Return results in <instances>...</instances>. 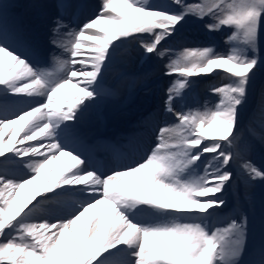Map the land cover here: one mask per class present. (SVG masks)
<instances>
[{
  "label": "snow or ice",
  "instance_id": "snow-or-ice-1",
  "mask_svg": "<svg viewBox=\"0 0 264 264\" xmlns=\"http://www.w3.org/2000/svg\"><path fill=\"white\" fill-rule=\"evenodd\" d=\"M115 2L100 0L73 29L64 15L80 5L61 0L46 44L10 28L0 3V68L8 62L7 73L0 70V128L25 122L22 147L6 149L0 142V264H264V239L258 257L242 259L249 251L248 217L222 226L220 215L238 174L249 186L264 181V167L250 158L257 142L264 148V93L261 131L253 127L255 117L247 136L243 125L255 77L264 67V0H121L122 8H114ZM192 19L209 33L227 30L223 47L180 40ZM49 45L67 54L52 55L55 73L48 67ZM128 45L141 63L167 57L163 75L174 78L164 112L177 122L146 129L143 135L155 132V140L137 158L109 146L113 159L103 163L88 143L86 122L115 94L107 76L117 62L125 69L132 62L125 55ZM213 76L221 82H212L208 91L219 102H206L204 111L189 107L194 78ZM67 85L77 95L65 101L60 93ZM30 117L35 118L29 122ZM136 144L131 139L125 147ZM61 157L70 163L45 175L42 187L18 205L19 190ZM69 199L67 211L46 206ZM103 205L109 206L107 216ZM90 209L96 211L81 234L77 223Z\"/></svg>",
  "mask_w": 264,
  "mask_h": 264
},
{
  "label": "rangeland",
  "instance_id": "rangeland-1",
  "mask_svg": "<svg viewBox=\"0 0 264 264\" xmlns=\"http://www.w3.org/2000/svg\"><path fill=\"white\" fill-rule=\"evenodd\" d=\"M19 1L20 3L17 8H14V11L10 10L14 12L15 25L19 26L21 34L26 39L46 44L50 35L52 21L55 19L54 15L57 11L53 8V2H55V0H18L15 1L16 4ZM80 1L81 0H73V2L77 4ZM84 2L85 7L83 10H77V8L71 13H65L64 20L65 23L69 24L70 28H76L79 21L83 17L91 16L93 14V10L99 5L100 0H84ZM188 2H194V0H188ZM122 7L123 4L121 3V0L115 2L114 8ZM46 30L48 32L47 34ZM226 33L227 30L223 33H209L207 29L204 28L203 22L192 19L182 30L179 39L189 42L192 46L198 43H215L222 48L223 39ZM48 48H51V50L56 49V47L51 45H49ZM125 48L127 49L125 55L132 57V62L127 65L126 69L120 62H117L114 65L113 71L107 76V87L115 94L109 96L102 104L92 110L95 116L90 114L88 120H95L92 125L87 123L89 127L87 125L86 127L91 130L100 129L98 130L100 133L102 131L109 130V133H112V136L113 134L116 136L119 134H127L129 131H126V129L128 128L123 127H130L132 125L130 127L131 130L141 131L142 136H144L143 134L145 130L148 126H151V124H154V126L157 127L176 123L177 121L173 115L165 114L164 112L163 101L166 99V88L170 81L174 78L165 77L163 75L164 64L168 62L167 57L162 60L157 59L153 62L141 63L138 58V53L132 46L128 45L125 46ZM260 48L262 54H264V35L261 36ZM66 58L67 54L64 53V59ZM7 65L8 62L5 61L0 70L7 73ZM125 70L129 73V75L122 78L120 73ZM143 73H151V77L146 81L139 79L138 76ZM194 79L196 83L195 87H193L190 92L192 99L190 100L189 107L193 109L198 108L200 111H204L206 102H208V107H211L213 104L219 102L218 98L213 96L208 91V87L212 82H221L219 78L213 76L204 78L195 77ZM68 90L71 91L73 97L77 95L76 89L71 86L68 87ZM262 93H264V67H261V69L257 72L245 109L244 120L247 113L251 110L247 120L245 122L243 120L245 136L248 135L247 125L253 117L256 119V123L253 127L256 132L261 131L259 126V102ZM257 95L260 96L259 100ZM256 101H258V104ZM104 104L108 107L107 111L102 110V106H105ZM132 112H135L136 118L134 120L129 119L127 121V119L133 114ZM92 115L93 118H91ZM141 117L145 118V121L135 125ZM101 120L102 122H100ZM159 122H161V124ZM101 127H103V129ZM147 135L150 144L153 143L155 140V134L150 136L148 133ZM90 145L93 146V150L97 148L96 145L91 143ZM250 158L255 164H257V166L264 167V148H261L258 142L257 148L252 153ZM63 166L64 163L61 168ZM232 170L234 173H239V169L236 164L232 165ZM24 171L28 173V175L31 174L30 170L26 167L24 168ZM52 173L54 174L55 172ZM224 198L227 201V207L220 213V215L225 218V223L222 226H226L231 219L239 221L242 215H246L249 221V251L244 257H242V259L244 261H248L258 257L259 247L262 239H264V181H256L252 186H249L238 174L237 179L233 182L232 187L228 189ZM8 219H11L10 215ZM81 220L82 219H80V221Z\"/></svg>",
  "mask_w": 264,
  "mask_h": 264
},
{
  "label": "bare ground",
  "instance_id": "bare-ground-1",
  "mask_svg": "<svg viewBox=\"0 0 264 264\" xmlns=\"http://www.w3.org/2000/svg\"><path fill=\"white\" fill-rule=\"evenodd\" d=\"M4 2H1V3H3L4 5H8V7H10V6H12L11 5V3L10 2H7V1H9V0H3ZM116 2H118V0H116ZM60 2L57 0V2H56V6H55V8L56 7H58V4H59ZM51 4V3H50ZM15 6V5H14ZM51 6V5H50ZM88 6V5H87ZM113 7H115V3L113 4ZM7 8V7H6ZM46 8V7H45ZM44 8V9H45ZM48 8V7H47ZM50 9V8H49ZM7 10H9V8H7ZM14 11V10H13ZM47 12V11H46ZM45 14H47V13H45ZM57 16H54V18H56ZM8 19H7V23H8ZM48 25V24H47ZM42 29V28H41ZM45 29V28H44ZM69 31V29H62V34L63 33H67ZM48 32H47V30H46V34H47ZM64 39L65 40H70L71 39V36H64ZM48 51H49V61H50V63H49V66L48 67H54V68H56V64H55V62L54 61H52L51 60V57H52V55H55V56H57V57H59L60 59H64V52H63V50L62 49H60V48H57L56 47V49H53V50H51V48H48ZM6 59V58H5ZM5 61H7V60H5ZM4 70V69H3ZM69 86H71V85H67L64 89H62L61 90V93H60V95L62 96V97H64L65 98V101H67L68 99H71V96L69 95V94H71V91H69L68 90V87ZM261 95V94H260ZM72 96H73V94H72ZM257 97H258V100H259V97L260 96H258L257 95ZM27 97H24V99H26ZM40 99H42V98H40ZM256 103L258 104V101H256ZM105 105V104H104ZM102 110H104V111H107L108 110V107L105 105V106H102ZM134 111V110H133ZM94 112L92 111L91 112V114H93ZM121 113V112H120ZM133 113V112H132ZM125 114V113H124ZM122 115V114H121ZM120 115V116H121ZM130 116V115H129ZM97 117V116H96ZM122 117V116H121ZM127 117V116H126ZM35 117H33V119H34ZM91 118H93V117H91ZM136 118V115H135V112L132 114V119L131 120H134ZM129 119V118H128ZM127 119V120H128ZM32 120V119H31ZM30 120V121H31ZM95 120V119H94ZM94 120H87V122L86 123H90V125L93 123V121ZM104 121V120H103ZM124 121V120H123ZM100 122H102V120L100 121ZM126 122V121H125ZM24 123V121H22V122H17L16 123V125H13L9 130H8V133H7V135H8V138H6L4 141H2V143L6 146V149H13V148H17L18 147V145H16V143L18 142L17 140H15L16 138H17V136H19V135H23V131H21L20 129H21V125ZM123 125H125V124H123ZM87 126L89 127V125L87 124ZM98 126H100V125H98ZM105 127V126H104ZM102 129H103V127H101ZM114 129V128H113ZM118 129V128H117ZM105 130H107V129H105ZM123 131V130H122ZM13 132H15V136H13L12 134H13ZM114 132V131H113ZM107 133H105L104 135H106ZM7 152H9V151H7ZM139 153L141 154V151H139ZM62 163H64V166L62 167V168H56V172L54 173V174H56V173H59V172H61L62 171V169L63 168H65L67 165H68V163H70V161L69 160H67V161H65V162H62ZM27 168V167H26ZM51 172V171H50ZM50 172H48L47 174H49ZM46 174V175H47ZM29 177H31V174H29ZM43 179H44V175H43V173L40 175V176H38V177H36L35 179H33V181H32V183L31 184H27V185H25V187L24 188H22V189H20V191H19V193H20V195H19V197H18V201H17V203H18V205L19 204H22V203H24V201L23 200H28L30 197H31V195H32V192H33V190L34 189H39V188H41L42 187V182H43ZM70 195L71 196H73V194L72 193H70ZM51 204H53V203H50L49 205H51ZM54 207H56V208H59V209H61V210H63V211H67L68 210V208H69V206H57V205H54ZM102 208H103V211H104V213H105V216H107V213H108V210H109V206L108 205H103V206H101ZM96 211V209H90L89 210V212H87V213H85V217L84 218H81L82 220L81 221H79L78 223H77V225H79V226H76L77 227V230L79 231V232H81V234H82V232H83V225H84V222L90 217V216H92L93 215V213ZM53 222H55V221H53ZM73 251H76V249H73Z\"/></svg>",
  "mask_w": 264,
  "mask_h": 264
}]
</instances>
